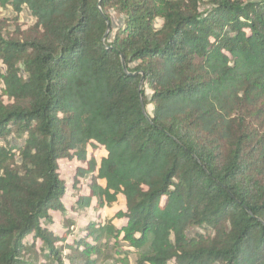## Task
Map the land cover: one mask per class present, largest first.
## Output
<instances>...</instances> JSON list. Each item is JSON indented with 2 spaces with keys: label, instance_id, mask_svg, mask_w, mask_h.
I'll return each mask as SVG.
<instances>
[{
  "label": "trees",
  "instance_id": "trees-1",
  "mask_svg": "<svg viewBox=\"0 0 264 264\" xmlns=\"http://www.w3.org/2000/svg\"><path fill=\"white\" fill-rule=\"evenodd\" d=\"M7 6L0 264H264V0Z\"/></svg>",
  "mask_w": 264,
  "mask_h": 264
},
{
  "label": "rangeland",
  "instance_id": "rangeland-1",
  "mask_svg": "<svg viewBox=\"0 0 264 264\" xmlns=\"http://www.w3.org/2000/svg\"><path fill=\"white\" fill-rule=\"evenodd\" d=\"M0 19L3 20L9 26L10 30H13L17 26L22 27L24 29L32 22L29 15L25 11L21 12L19 15H16L10 6H7L5 8L0 7ZM160 24H161V22L159 20L156 21L157 27L160 26ZM0 97H2V99L4 101H8L6 96H4L2 93V84H0ZM9 139L14 141V143H17V141H19L18 139H17V141H15V138L12 137V135H10ZM104 154H105V151L102 148L97 149L93 152V155L97 160ZM76 164H77L76 161L62 160L59 162L61 175H62L63 179L65 181H67V183H69V181H70V177L72 175L73 168ZM68 186L69 185H67V187ZM84 186L85 185L83 183H79V187H81V189H84ZM68 190H69V188H68ZM64 198H67V197L64 196ZM75 199H76V197L74 196L73 200H75ZM71 201H72L71 198H70V200L67 198L66 202H64V203L66 205L67 212L71 213L73 215V219H75V221H76V227L75 228L79 227L81 224H83L88 219H95L96 218L95 212L91 211V209L80 210L78 212L71 211L69 208ZM124 209H125L124 199H123L122 195H118L117 200L115 202H113L110 206H106V205L103 206V208L100 209L99 212H97V214L100 216V219L103 220V219H107L108 217H111L118 210H124ZM59 219H60V214L58 212H55V214H54L55 223H53V225L51 227H53V229L62 231V227L60 226V223L58 221ZM113 222L116 226H118L120 224L121 220L115 219ZM121 245H122L123 249H125V250L128 249L126 243L121 242ZM134 259H135L134 254L129 253V255H128V261L129 262H127L126 264L133 263ZM116 264H121V263L118 262ZM169 264H173V262H170Z\"/></svg>",
  "mask_w": 264,
  "mask_h": 264
},
{
  "label": "water",
  "instance_id": "water-1",
  "mask_svg": "<svg viewBox=\"0 0 264 264\" xmlns=\"http://www.w3.org/2000/svg\"><path fill=\"white\" fill-rule=\"evenodd\" d=\"M109 29V28H108ZM108 29H107V31H108ZM122 59V58H121ZM122 63H123V60H122Z\"/></svg>",
  "mask_w": 264,
  "mask_h": 264
}]
</instances>
